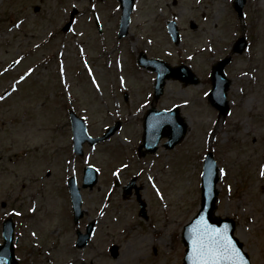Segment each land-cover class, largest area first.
<instances>
[{
  "label": "rangeland",
  "instance_id": "obj_1",
  "mask_svg": "<svg viewBox=\"0 0 264 264\" xmlns=\"http://www.w3.org/2000/svg\"><path fill=\"white\" fill-rule=\"evenodd\" d=\"M233 1L138 0L130 35L119 41L116 0H0V232L4 216L15 212L20 264H183L181 236L200 206L209 151L223 174L218 216L238 223L236 236L252 264H264V0H247L242 20ZM73 8L81 17L64 34ZM168 20L183 29L179 47L167 36ZM242 36L250 46L227 70L231 112L220 116L208 102L211 67ZM140 51L184 62L201 78L194 87L167 83L155 106H180L189 132L173 151L160 146L144 158L137 148L156 76L137 66ZM71 109L86 119L92 137L115 122L122 128L76 157ZM88 165L98 169L99 182L82 190L83 223H99L80 250L65 185L74 176L81 186ZM134 177L148 220L139 217L135 197L124 199L114 187L115 180L124 185Z\"/></svg>",
  "mask_w": 264,
  "mask_h": 264
},
{
  "label": "water",
  "instance_id": "obj_2",
  "mask_svg": "<svg viewBox=\"0 0 264 264\" xmlns=\"http://www.w3.org/2000/svg\"><path fill=\"white\" fill-rule=\"evenodd\" d=\"M120 1L123 4V20L121 33L119 36L120 38H123L128 33L135 0ZM245 4L246 0H236L235 8L239 16L243 15V8ZM171 32L176 35L175 28H171ZM246 48L247 41L245 38H243L236 43L234 52L243 53ZM229 62V59L224 60L220 62L213 70V90L210 94V101L212 102L213 106H215L222 113H225L229 110L227 91L230 87V82L226 79V75L224 73V69ZM139 63L140 65L158 73V79L155 85V101H158L163 95L166 81L169 79L181 80L187 85L199 84L197 77L186 68H172L168 64L161 61H149L146 59L144 54L141 55ZM70 117L73 130L74 151L79 156H83V146L85 143H89L91 146H94L99 142L109 139L119 128V125H117L116 127L109 129L104 137L93 139L88 135L87 126L84 120L80 119L74 112L70 113ZM144 128L145 133L141 149L146 148L147 151L152 153L156 152L157 146L160 140L163 138H168L169 140L165 147L168 149H173L185 138L188 131L187 124L179 115V108H176L172 112L168 113L157 112L155 109L150 110L146 116ZM218 174L219 169L214 160V155L210 153L208 154L205 161L204 174L202 178V209L200 210V213L197 215V217L185 227L183 233V243L187 247L186 257L184 260L185 264H193V260L191 258L192 241L198 234H203L204 224L217 229L223 234V237H228L235 243L236 247L243 254V261H241V264H251L248 255L244 251L243 244L234 238V222L221 221L220 219H216L214 216L218 196V192L216 190V185L219 181ZM97 181V172L92 168L86 169L83 188L92 189L97 184ZM135 181L136 180L133 181V184ZM133 184L128 186L125 189V192L130 194ZM69 188L72 197L75 221L78 222L83 217L82 198L80 189L78 188L74 178L70 180ZM137 194L138 199H140L138 189ZM140 205V215L146 218V206L143 202H140ZM92 230L93 224L88 227L87 235L79 234L78 246L80 248H83L88 244ZM14 238L15 224L10 219L3 225L4 243L2 246H0V264H18V260L15 257ZM117 251L118 250L115 247L112 250V254L117 255Z\"/></svg>",
  "mask_w": 264,
  "mask_h": 264
},
{
  "label": "snow or ice",
  "instance_id": "obj_3",
  "mask_svg": "<svg viewBox=\"0 0 264 264\" xmlns=\"http://www.w3.org/2000/svg\"><path fill=\"white\" fill-rule=\"evenodd\" d=\"M222 237L217 229L204 224L203 234L192 241L193 264H241L243 254L230 238Z\"/></svg>",
  "mask_w": 264,
  "mask_h": 264
}]
</instances>
